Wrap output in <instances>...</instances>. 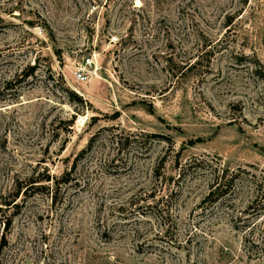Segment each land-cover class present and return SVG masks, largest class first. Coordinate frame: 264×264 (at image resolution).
<instances>
[{"label": "rangeland", "instance_id": "1", "mask_svg": "<svg viewBox=\"0 0 264 264\" xmlns=\"http://www.w3.org/2000/svg\"><path fill=\"white\" fill-rule=\"evenodd\" d=\"M262 185L264 0H0V264H264Z\"/></svg>", "mask_w": 264, "mask_h": 264}, {"label": "trees", "instance_id": "2", "mask_svg": "<svg viewBox=\"0 0 264 264\" xmlns=\"http://www.w3.org/2000/svg\"><path fill=\"white\" fill-rule=\"evenodd\" d=\"M85 149L82 150L84 152ZM237 174V173H236ZM232 174L230 181H219L218 177L216 178V186L213 187L209 194L211 193H217L220 194V196L223 194H229L233 191L235 188V181L236 177L239 175ZM71 170H67L64 172V174L60 176H56L52 174L50 171H47L46 173L39 171L38 173L33 172L30 173L27 177L18 179L17 183L15 184V187L12 191H10L7 195L4 196L5 204L10 205V206H19L20 203V198H21V193H27L28 188L30 185H32L35 188L39 189H44V188H50L51 183L49 182H54V184L59 188L61 186V182L69 184L71 182ZM263 189L264 194V186L262 185L261 187ZM219 196V195H218ZM55 199V198H54ZM136 201H131V203H135ZM3 208V205H0V209ZM12 223V217L9 215L6 217L5 224L7 226H10Z\"/></svg>", "mask_w": 264, "mask_h": 264}, {"label": "built area", "instance_id": "3", "mask_svg": "<svg viewBox=\"0 0 264 264\" xmlns=\"http://www.w3.org/2000/svg\"><path fill=\"white\" fill-rule=\"evenodd\" d=\"M87 63L91 64V57H87L86 62L85 61L82 62V64L78 65L74 69V75L77 78V80L82 81L88 78V74L86 73V70H85V65Z\"/></svg>", "mask_w": 264, "mask_h": 264}]
</instances>
